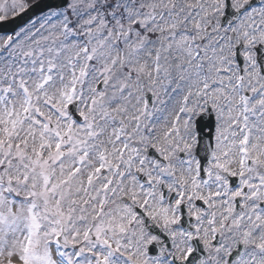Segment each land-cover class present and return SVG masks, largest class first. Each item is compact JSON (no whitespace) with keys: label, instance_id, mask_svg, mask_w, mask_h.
<instances>
[{"label":"snow or ice","instance_id":"6c2138e0","mask_svg":"<svg viewBox=\"0 0 264 264\" xmlns=\"http://www.w3.org/2000/svg\"><path fill=\"white\" fill-rule=\"evenodd\" d=\"M33 6L0 0V264H264V0Z\"/></svg>","mask_w":264,"mask_h":264},{"label":"water","instance_id":"95a60500","mask_svg":"<svg viewBox=\"0 0 264 264\" xmlns=\"http://www.w3.org/2000/svg\"><path fill=\"white\" fill-rule=\"evenodd\" d=\"M60 2V0H40L38 3L31 7L26 13H24L22 16H20L18 19H16L15 24H24L26 23L30 18H34L35 16H38L42 10H47V5H56ZM15 25H13L14 27Z\"/></svg>","mask_w":264,"mask_h":264},{"label":"flooded vegetation","instance_id":"af4514ba","mask_svg":"<svg viewBox=\"0 0 264 264\" xmlns=\"http://www.w3.org/2000/svg\"><path fill=\"white\" fill-rule=\"evenodd\" d=\"M31 1V0H28V2Z\"/></svg>","mask_w":264,"mask_h":264},{"label":"rangeland","instance_id":"374dc122","mask_svg":"<svg viewBox=\"0 0 264 264\" xmlns=\"http://www.w3.org/2000/svg\"><path fill=\"white\" fill-rule=\"evenodd\" d=\"M32 1H34V0H32Z\"/></svg>","mask_w":264,"mask_h":264}]
</instances>
